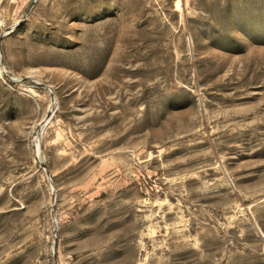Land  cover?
Wrapping results in <instances>:
<instances>
[{
    "label": "rangeland",
    "instance_id": "1",
    "mask_svg": "<svg viewBox=\"0 0 264 264\" xmlns=\"http://www.w3.org/2000/svg\"><path fill=\"white\" fill-rule=\"evenodd\" d=\"M0 264H264V0H0Z\"/></svg>",
    "mask_w": 264,
    "mask_h": 264
}]
</instances>
